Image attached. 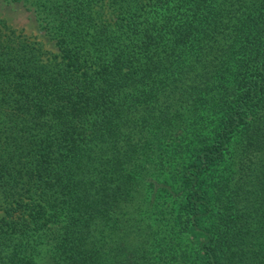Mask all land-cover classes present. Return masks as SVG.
I'll use <instances>...</instances> for the list:
<instances>
[{"label":"trees","instance_id":"obj_1","mask_svg":"<svg viewBox=\"0 0 264 264\" xmlns=\"http://www.w3.org/2000/svg\"><path fill=\"white\" fill-rule=\"evenodd\" d=\"M0 264H264V0H5Z\"/></svg>","mask_w":264,"mask_h":264},{"label":"rangeland","instance_id":"obj_2","mask_svg":"<svg viewBox=\"0 0 264 264\" xmlns=\"http://www.w3.org/2000/svg\"><path fill=\"white\" fill-rule=\"evenodd\" d=\"M0 16L11 27L21 31L31 40L41 42L46 50L51 52L57 51L54 41L44 34L34 14L27 10L22 3L0 0Z\"/></svg>","mask_w":264,"mask_h":264}]
</instances>
